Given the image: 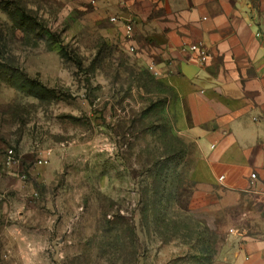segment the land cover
<instances>
[{"label": "rangeland", "instance_id": "obj_1", "mask_svg": "<svg viewBox=\"0 0 264 264\" xmlns=\"http://www.w3.org/2000/svg\"><path fill=\"white\" fill-rule=\"evenodd\" d=\"M93 11L0 0V264H224L210 220L163 240L145 211L152 171L172 158L178 201L198 146L177 134L170 91L144 87L147 67Z\"/></svg>", "mask_w": 264, "mask_h": 264}, {"label": "crops", "instance_id": "obj_2", "mask_svg": "<svg viewBox=\"0 0 264 264\" xmlns=\"http://www.w3.org/2000/svg\"><path fill=\"white\" fill-rule=\"evenodd\" d=\"M92 4L95 18H116L112 36L134 47L138 63L156 64V79L171 93L177 134L198 146L179 206L224 230V264H264V0ZM197 41L211 53L202 67L180 51ZM185 63L197 67L190 76Z\"/></svg>", "mask_w": 264, "mask_h": 264}, {"label": "trees", "instance_id": "obj_3", "mask_svg": "<svg viewBox=\"0 0 264 264\" xmlns=\"http://www.w3.org/2000/svg\"><path fill=\"white\" fill-rule=\"evenodd\" d=\"M148 71V70H147ZM149 73V80H146L149 83H155L159 89H162L164 93H169V88L166 87L163 83L154 80V78L150 72ZM147 73V74H148ZM148 76V75H147ZM144 85L146 89L148 88V84ZM150 91V90H148ZM172 162V158H167L161 166L158 167V171H152L153 173L150 175V182L146 183L143 198L147 199L148 195H150V201H148V205L144 206V209H148V213H151V218L154 220V223L162 226L160 230L161 239L165 240L167 237L166 233L172 231L173 236L176 234L185 231V234L190 233L191 228L190 225H187L186 219H192L191 215L186 213L181 209L179 206V200L176 201V193L178 191V183L181 179V176L174 175V171H171L170 163ZM170 171V172H169ZM145 201V200H144ZM173 201H176V205H173ZM172 209L173 213H169L168 209ZM178 212V215L175 213ZM145 213V212H144ZM145 215V214H144ZM150 217V216H149ZM190 221V220H189ZM201 223V222H200ZM198 225L193 226V233H195L196 229H198ZM205 243V241H203ZM208 243V242H207ZM215 243V240H214ZM210 244V242H209ZM207 246H197L195 250L198 251L200 247L201 251L209 252L210 248ZM206 247V250L205 248ZM200 251V250H199ZM202 253V252H200Z\"/></svg>", "mask_w": 264, "mask_h": 264}, {"label": "built area", "instance_id": "obj_4", "mask_svg": "<svg viewBox=\"0 0 264 264\" xmlns=\"http://www.w3.org/2000/svg\"><path fill=\"white\" fill-rule=\"evenodd\" d=\"M96 1L97 0H91L92 3H96ZM110 21H116V18L110 17ZM124 27H125L126 36L128 38H131L132 33H133L132 24L126 23ZM134 50H135L134 47H130L131 52H133ZM180 51L184 54H189L190 56H193V58L195 60V64L198 67L204 66L211 57L210 51L206 48L205 44L202 41L191 42V43L184 42L180 47ZM147 70L155 78H157L160 75V70L158 69V67L154 63H150L147 66ZM8 153H9V158H12L13 157V150L10 149L8 151ZM38 161L40 164L47 163V160H45L43 158H39ZM251 176H252V178H255V174H252ZM222 178H223V176H221V179Z\"/></svg>", "mask_w": 264, "mask_h": 264}, {"label": "water", "instance_id": "obj_5", "mask_svg": "<svg viewBox=\"0 0 264 264\" xmlns=\"http://www.w3.org/2000/svg\"><path fill=\"white\" fill-rule=\"evenodd\" d=\"M197 67L189 64H183L182 65V71L185 75L190 76L196 71Z\"/></svg>", "mask_w": 264, "mask_h": 264}]
</instances>
